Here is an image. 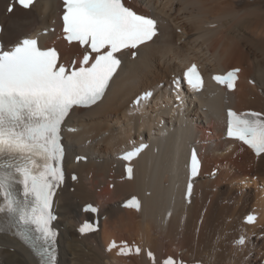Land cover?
<instances>
[{
    "label": "bare ground",
    "instance_id": "obj_1",
    "mask_svg": "<svg viewBox=\"0 0 264 264\" xmlns=\"http://www.w3.org/2000/svg\"><path fill=\"white\" fill-rule=\"evenodd\" d=\"M147 1L165 15L159 18L163 37L141 47L135 59L124 51L103 98L90 109H75L64 123L65 165L77 179L67 175L56 194L58 264H163L169 256L187 264H261L264 154L256 158L238 141L224 138L222 118L229 104L240 112H264V0ZM6 2L0 0L4 45L49 25L51 16L39 1L29 10L16 7L7 16L1 8ZM175 24L182 34L174 32ZM53 25L41 44L55 41L65 60L74 44L60 37L59 24ZM182 36L204 47L215 69L240 66L233 91L215 85L213 97L204 100L201 94L204 101L198 103L181 87L182 101L176 100L169 73L175 70L174 55L188 48L186 39L176 45ZM146 89L152 95L131 105ZM139 138L148 147L131 161L133 173L126 178L116 154ZM191 146L202 164L185 197ZM83 154L87 161L78 159ZM133 194L139 196L140 208L121 207ZM88 201L97 203L96 215L82 210ZM250 211L257 214L253 223H243ZM93 217L98 230L80 233L81 220ZM14 231L0 233V264H40ZM112 241L116 248L109 249ZM124 241L133 251L121 255Z\"/></svg>",
    "mask_w": 264,
    "mask_h": 264
},
{
    "label": "snow or ice",
    "instance_id": "obj_2",
    "mask_svg": "<svg viewBox=\"0 0 264 264\" xmlns=\"http://www.w3.org/2000/svg\"><path fill=\"white\" fill-rule=\"evenodd\" d=\"M16 3L30 9L35 0ZM13 9L14 4L9 3L7 11ZM63 9L66 39L83 46L78 67L69 70L58 63L57 51L40 47L36 38L18 39L10 46L0 43V233L14 228L12 235L40 257V264H56L57 231L52 227L55 217L51 209L55 190L64 179L60 136L65 118L74 108L96 105L105 95L121 64L117 54L130 50L132 57H138L139 49L158 36V21L133 10L130 0H63ZM239 72L234 68L213 79L234 89ZM182 81L197 92L204 87L195 63L172 80L176 99L181 101ZM151 95L145 92L143 98ZM227 117V137L241 141L258 156L264 154V113H238L229 108ZM147 147L142 143L123 159L132 160ZM191 160L194 176L199 166L195 150ZM127 172L131 177V166ZM191 189L189 183V193ZM128 206L140 208V203L133 198ZM87 208L97 211L92 205ZM247 219L252 222L255 218ZM95 230L88 222L79 228L80 233ZM112 248H116L115 242L109 245ZM132 251L126 244L119 248L121 255ZM140 251L135 248L136 253ZM147 255L153 257L151 251ZM163 264L184 262L168 257Z\"/></svg>",
    "mask_w": 264,
    "mask_h": 264
},
{
    "label": "rangeland",
    "instance_id": "obj_3",
    "mask_svg": "<svg viewBox=\"0 0 264 264\" xmlns=\"http://www.w3.org/2000/svg\"><path fill=\"white\" fill-rule=\"evenodd\" d=\"M141 134H142V133H141ZM146 137H147V135H146ZM141 140L144 141V139H141ZM85 161H87V160H85ZM243 217H244V216H243ZM243 217H242V218H243ZM242 218H241V219H242ZM241 221H242V220H241ZM242 222H243V221H242ZM243 223H244V222H243ZM262 232H264V231H262ZM260 237H264V236H262V235L260 234ZM260 263H261V264H264V262L262 263V259H260Z\"/></svg>",
    "mask_w": 264,
    "mask_h": 264
}]
</instances>
